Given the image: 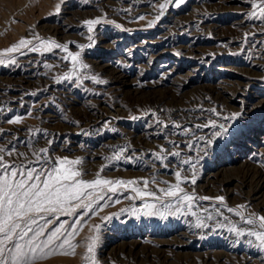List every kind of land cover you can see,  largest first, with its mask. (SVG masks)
I'll return each mask as SVG.
<instances>
[{"label":"rangeland","instance_id":"374dc122","mask_svg":"<svg viewBox=\"0 0 264 264\" xmlns=\"http://www.w3.org/2000/svg\"><path fill=\"white\" fill-rule=\"evenodd\" d=\"M164 2L0 0V53L23 39L31 41L0 56V147L16 149L6 159L20 163L19 153L31 159L32 152L47 148L51 157L80 159L77 167L85 180L97 173L109 180H135L134 187L160 195V188L177 183L176 170L193 178L190 165L182 164L192 158L196 182L181 187L197 198H213L194 201L193 211L205 225L197 227L190 212L171 214L163 208L174 203L170 198L158 202L161 218L143 214V205L156 201L127 198L135 196L133 186L106 192L81 222L83 230L73 241L79 245L76 254L51 255L41 264H92L85 257L95 225L100 230L94 264H264L254 238L228 230L233 224L259 230V222L247 225L227 211L246 205L243 216L264 215V102L258 103L264 97V31L250 16V0H184L179 7L173 0L160 15ZM90 19L101 21L91 33L85 24ZM40 40L66 45L87 67L63 79L73 70L64 59L67 53L30 51ZM237 89L251 92V111L230 99ZM233 114L234 120L224 119ZM16 116L22 118L19 124L7 123ZM208 120L228 125V132L214 139L205 155L197 137L210 136L211 127H193L185 136L174 125ZM162 148L181 155H167ZM157 154L165 157L167 168ZM220 196L224 204L215 199ZM133 208L138 215L130 214ZM79 215L60 220L71 224ZM106 216L111 219L103 220Z\"/></svg>","mask_w":264,"mask_h":264},{"label":"snow or ice","instance_id":"6c2138e0","mask_svg":"<svg viewBox=\"0 0 264 264\" xmlns=\"http://www.w3.org/2000/svg\"><path fill=\"white\" fill-rule=\"evenodd\" d=\"M184 0H174L175 7H179ZM251 3V18L260 21L262 31H264V0H250ZM173 4V0H165L159 4L160 15ZM59 11V8L57 9ZM143 20L145 17L141 16ZM159 19V16H157ZM99 19H90L85 21L89 33L93 31V26L100 24ZM120 27V25H116ZM248 34L246 33L245 36ZM37 40L40 38L35 37ZM91 40L92 37L89 36ZM31 43L28 39H23L18 45H14L5 53H0V56L7 55L10 52H17L22 48H27ZM81 49L83 46H78ZM52 48L61 49L67 55L64 57L66 61H70L72 71L63 77L65 80H70L75 75L78 68H86L80 61L78 54H73L69 51L66 45H60L53 41L40 40L39 47L33 46L30 51L37 52L41 49L49 51ZM2 62V61H0ZM15 63V61H10ZM97 83H105L96 77L92 78ZM215 112V109H212ZM218 115V113H217ZM236 114L231 117H224L226 120H234ZM135 119V117H133ZM22 118L16 116L9 119V124H19ZM174 127L181 129V135L187 136L192 133L193 127L203 129L211 127L213 131L210 136L197 137L201 144L199 152L207 154L206 149L211 147L214 139L222 138L228 132V125L217 124L215 120H208L203 124H196L189 127H183L180 124H175ZM51 144V141H49ZM179 148V145H175ZM187 147L191 150L192 143L189 141ZM16 151L14 147L5 149L0 147V264H41V261L49 258L51 255H75L76 249L79 246L73 241L77 234L83 230L81 222L85 216L93 211V205L98 204L105 199V193L109 192L116 194L118 189H129L135 193V196H129L128 199L139 197L144 200L145 197L150 198L157 203H145L143 208L146 209L144 215H160L164 217V212L160 210L158 202L162 197L170 198L174 203H166L163 205L165 210H173L171 214H180L190 212L191 215L197 217V227H204V222L201 221L197 212L193 211L194 201L196 199L211 200V197H195L194 194L185 192L181 184L190 182L195 184V168L192 158L183 159V165H190L192 171V179L182 177V169L175 171V179L177 183L171 184L166 188H160L156 192H146L140 188L134 187L138 182L135 180L124 181L122 179L109 180L102 178L99 173L92 180L83 179L84 173L77 166L82 163L80 159L71 160L67 157H51L47 148L39 149L31 154L29 159L25 153H19L18 159L20 163L13 160H8L6 157H12ZM122 151V149H121ZM161 152H166L167 155L180 157L179 151H169L161 149ZM199 152L197 153L199 155ZM118 155V153L116 154ZM156 159L159 160L164 167H168L164 163L165 157L157 154ZM103 171V169H101ZM155 182V181H153ZM148 181H143L144 188H147ZM167 183V182H164ZM219 203L224 204V197L215 198ZM119 203V199L113 201ZM102 207H108L104 204ZM240 210L227 208L228 212H235L241 220L247 225L257 226L259 230L239 229L235 224L229 227L230 232H234L237 237H252L258 242L260 251H264V215L256 216L249 213L247 217L242 215V211L246 210V205H239ZM80 211L81 215L72 220L71 224L68 221H61V216H76ZM128 211V210H124ZM139 209L133 208L130 214H139ZM205 212L208 209H204ZM103 220H110L111 217H103ZM206 219L211 220L209 215ZM59 222V223H57ZM53 225H55L53 227ZM100 226L95 225L92 229L94 235L89 237L87 251L90 254L85 257L86 260L94 264L93 256L95 244L99 233ZM250 244L253 240L248 241Z\"/></svg>","mask_w":264,"mask_h":264},{"label":"bare ground","instance_id":"6f19581e","mask_svg":"<svg viewBox=\"0 0 264 264\" xmlns=\"http://www.w3.org/2000/svg\"><path fill=\"white\" fill-rule=\"evenodd\" d=\"M190 72H193V70L192 71H190ZM192 75V74H191ZM246 88V87H245ZM242 91H244V90H238L237 89V91H235L232 95H231V98L230 99H232V101H234V102H236V103H238L239 104V107H240V109L241 110H245V111H251V109L249 108V100H251V98H253L252 96H251V92H242ZM221 97V96H220ZM5 99V98H4ZM226 101V100H225ZM259 102L258 103H261V102H264V97L262 98H260L259 100H258ZM0 102H3L2 100H0ZM3 104V103H2ZM177 107V106H176ZM180 109V108H179ZM201 110V109H200ZM90 116V115H89ZM93 117V116H92ZM262 138H263V140H262V143H263V145H264V136H262ZM260 149V148H259ZM238 157V156H237ZM181 234V233H180ZM188 237V236H187ZM123 248H124V246H123ZM168 263V262H167ZM244 264V263H243Z\"/></svg>","mask_w":264,"mask_h":264}]
</instances>
